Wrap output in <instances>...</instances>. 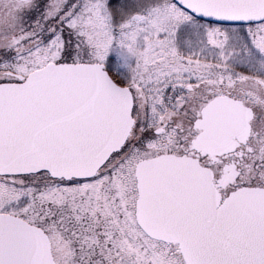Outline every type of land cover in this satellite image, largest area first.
<instances>
[{
    "label": "snow or ice",
    "instance_id": "snow-or-ice-1",
    "mask_svg": "<svg viewBox=\"0 0 264 264\" xmlns=\"http://www.w3.org/2000/svg\"><path fill=\"white\" fill-rule=\"evenodd\" d=\"M0 264H264V0H0Z\"/></svg>",
    "mask_w": 264,
    "mask_h": 264
}]
</instances>
